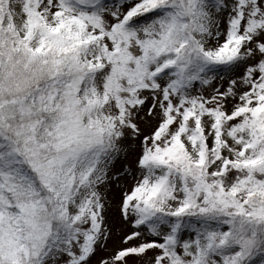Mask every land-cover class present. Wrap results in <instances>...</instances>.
Wrapping results in <instances>:
<instances>
[{
  "label": "snow or ice",
  "instance_id": "1",
  "mask_svg": "<svg viewBox=\"0 0 264 264\" xmlns=\"http://www.w3.org/2000/svg\"><path fill=\"white\" fill-rule=\"evenodd\" d=\"M0 264H264V0H0Z\"/></svg>",
  "mask_w": 264,
  "mask_h": 264
}]
</instances>
